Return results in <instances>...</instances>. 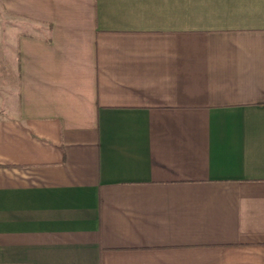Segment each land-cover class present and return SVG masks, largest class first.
Listing matches in <instances>:
<instances>
[{"label": "crops", "instance_id": "obj_1", "mask_svg": "<svg viewBox=\"0 0 264 264\" xmlns=\"http://www.w3.org/2000/svg\"><path fill=\"white\" fill-rule=\"evenodd\" d=\"M0 264H264V0H0Z\"/></svg>", "mask_w": 264, "mask_h": 264}]
</instances>
